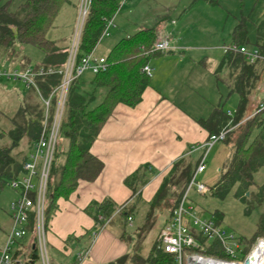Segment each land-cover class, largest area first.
<instances>
[{
  "label": "trees",
  "instance_id": "1",
  "mask_svg": "<svg viewBox=\"0 0 264 264\" xmlns=\"http://www.w3.org/2000/svg\"><path fill=\"white\" fill-rule=\"evenodd\" d=\"M67 2L68 0H23L17 10L11 11L10 0H0V59L22 60L23 63L19 67L24 70L29 65V60L19 55L18 49L20 45H32L42 50L45 55L43 63L33 69L43 67L46 70L49 68L55 70L51 74L36 76L34 82L38 91L33 85L28 86L29 92L18 100L14 109L0 107V117L9 124L6 130H1L0 137L4 135L10 140L9 145H0V192L23 171L25 153L33 146L42 130L45 106L41 97L48 98L61 81L62 75L58 71L64 67L68 50L61 51V48L48 37V31ZM117 8L118 0H91L81 29L76 63L80 61L82 55L95 48L107 20L113 17ZM260 27L264 29V21ZM157 36L156 27L151 26L120 39L106 56V69L95 74L89 72L92 75L89 78L91 92L81 88L79 79L83 74L69 85L46 183L43 209L45 226L57 207L58 198L68 197L76 189L79 179L93 181L101 172L103 162L91 153L90 147L117 104L134 107L140 102L143 90L149 82V77L142 71V67L150 58L160 53L152 50ZM231 41L235 45L248 43L246 22L243 18L234 26ZM255 46L264 51V35L258 36ZM257 63H248L240 53L233 51L224 53L218 68L227 67L230 70L231 91L239 96L237 109L229 116L222 106H219L214 108L210 117L201 121L202 126L209 130V134L227 130L222 142L232 148V153L221 168L218 181L210 189L216 196L225 195L238 183L243 189L244 197V193L254 183L255 172L264 165L263 112H256L258 103L251 113L248 111L253 103L251 97L259 74L264 69V62L259 65H256ZM99 95H101L99 102L93 104ZM56 101L57 97L53 95L48 108L49 120L53 116ZM22 141L25 143L24 149L20 148ZM197 164L198 161L191 157H183L174 162L149 202L144 221L137 229L138 239L134 252L117 259L116 263L175 264V255L165 252L162 248L159 233L171 219L172 211L184 195ZM139 171L140 168L125 179V183L132 186L133 194L136 195L147 182V178ZM29 196L34 199L31 193ZM252 199L257 204L264 203V186L258 188ZM95 207L96 215H101L100 220L95 217L96 223L100 225L110 217L114 205L105 200L95 204ZM165 209L167 215L164 221H161L158 216L161 217ZM132 212L133 208L122 209L126 219ZM35 218L36 213L33 209L28 213L26 225L27 232L33 235ZM215 222L220 224L218 219ZM188 228L198 243L194 251L207 256L225 258L226 255L218 241L202 237L193 225H189ZM258 238H264V210L258 218L256 231L249 242L244 244L238 239L242 248V258L249 254ZM145 243L146 251L143 253L142 247ZM38 259L35 244L30 248L24 262L34 264Z\"/></svg>",
  "mask_w": 264,
  "mask_h": 264
},
{
  "label": "crops",
  "instance_id": "2",
  "mask_svg": "<svg viewBox=\"0 0 264 264\" xmlns=\"http://www.w3.org/2000/svg\"><path fill=\"white\" fill-rule=\"evenodd\" d=\"M187 1L183 5L182 0H163V16L160 17L157 12L145 16L140 11L143 7L141 0H118L112 24L93 49L96 56L106 57L120 39L151 26L156 27L157 40L166 39L169 48L148 61L152 75L140 102L134 107L117 104L93 141L90 151L103 162L99 175L93 181L79 179L76 189L68 197L57 199V207L45 226V245L50 264H120L115 261L134 252L137 229L144 221L150 200L174 162L183 157L194 160L200 153L199 162L207 149L208 154L215 153L218 156L220 147L215 145L222 141L209 145V130L202 126L201 121L210 117L214 108L219 106L232 116L233 113L224 106V102L237 93L231 91L229 68H218L225 52L219 47L214 49L215 44L205 42L194 33L187 36L188 42L182 41L186 26L180 23V18H176V9L180 4L183 7L178 14L191 12V4L195 0ZM77 5L78 0H68L56 16V23L49 29L53 35V38H49L57 45L55 38L66 28L61 44L57 45L61 51L68 50ZM199 10L203 12L201 7ZM65 15L67 18L63 23L66 27L62 29L58 23ZM173 15L175 18H171ZM238 21H234L228 34L230 44L231 32ZM5 62L0 59V65L5 66ZM257 62L256 65L261 64V61ZM21 63L22 60L13 61L10 68L16 69ZM0 91L15 99L13 105L2 104V108L9 110L14 109L24 95L14 91L5 92L1 88ZM260 93L263 94L259 98ZM251 98L253 103L248 110L250 113L257 103L264 100V69L259 74ZM31 149L27 150L25 157ZM230 153L224 154L225 162ZM212 164L220 173L221 162L214 160ZM207 166L205 158L202 172ZM139 168L147 182L136 195L125 179ZM20 175L23 176V171L18 177ZM31 195L34 196V192ZM105 200L114 205L113 211L104 223L98 225L95 217L100 220L101 215H96L95 204ZM123 207L133 208L131 221L122 213ZM166 215L167 212L161 215V221ZM9 216L12 222L11 212ZM137 216H142L139 222H135L138 221ZM34 235L27 232L16 242L12 264H25L30 248L35 245ZM34 264H42L40 258Z\"/></svg>",
  "mask_w": 264,
  "mask_h": 264
},
{
  "label": "built area",
  "instance_id": "3",
  "mask_svg": "<svg viewBox=\"0 0 264 264\" xmlns=\"http://www.w3.org/2000/svg\"><path fill=\"white\" fill-rule=\"evenodd\" d=\"M91 0H78L77 5V21L74 35L71 38L70 47L68 50V60L64 64L61 73V81L52 91L48 98H42L45 106V113L42 121V130L38 139L34 142L32 149L27 153L23 162V176L21 180L15 179L10 182L14 188H18L19 196L12 201L10 212L12 218V228L7 235V240L3 249L0 250V264H12L13 249L16 242L21 239L26 233V225L28 221V213L35 210V244L38 249V255L42 264H50L46 252L45 245V224L43 217V209L45 204V191L48 179L50 165L53 159V152L57 143L59 125L63 113V107L67 91L71 82L81 76L85 71H90L95 74L103 71L107 67L105 56H96L94 51L82 55L78 63L75 62L77 47L81 34L82 25L85 16L90 7ZM112 24V18L107 20L101 36L107 33L109 26ZM169 48L166 39L157 40L152 48L153 51H165ZM224 52L233 51L243 55L248 63L257 61L264 62V51L258 47L247 48L244 45L229 44L224 46ZM142 71L150 77L152 68L146 64L142 67ZM55 70L40 67L34 70L31 66H27L24 70H17L10 67H0V79L2 77L12 79H23L26 81V86L33 85L38 91L34 78L39 75L51 74ZM56 95L57 101L51 120L48 119V108L50 99ZM257 111H262L264 114V100L258 103ZM227 130H221L218 133L209 135L208 144L222 141L225 138ZM205 169V158H201L194 170L193 176L186 188L184 195L172 211V216L169 221L162 227L159 236L161 239L162 248L165 252L175 255V264H237L243 262L237 257L241 253V244L237 237L228 233L220 224H217L213 219H205L193 210L192 206L185 205L187 192L195 186L197 192L205 194L210 191V188L203 183L196 181V176ZM34 192V199L29 194ZM132 217L128 216L127 220L131 221ZM193 225L200 232L202 237H207L210 240H216L226 255L225 258H216L203 255L194 251L198 247V243L190 233L188 226ZM190 250V251H188ZM192 250V251H191ZM258 254L261 259L260 264H264V238H258L254 243L251 251L247 256L250 260L254 255ZM246 256V257H247Z\"/></svg>",
  "mask_w": 264,
  "mask_h": 264
},
{
  "label": "rangeland",
  "instance_id": "4",
  "mask_svg": "<svg viewBox=\"0 0 264 264\" xmlns=\"http://www.w3.org/2000/svg\"><path fill=\"white\" fill-rule=\"evenodd\" d=\"M141 1L143 7L140 9V11L145 16L148 15L147 13L153 14L156 12L159 14L158 16H163V0ZM211 1L215 4H212ZM22 2L23 0H10L9 9L11 11L17 10ZM182 2L184 5L189 1L182 0ZM195 2L191 4V12L186 11L185 13L183 12L182 15L178 14L181 11V7H183L180 4L176 9V18H180V23L182 22L186 26V29L183 30V42H188L187 36L191 33H194L197 34L198 37H201L205 42H208L209 44H215L216 47H214V49L219 47L221 51L224 52L223 47L225 45L229 46L230 44L228 42L230 41V37L228 34L234 25V21L240 18H243L246 22L247 36L249 39L246 45L247 47L251 48L255 46L258 36L264 35V29L260 27L261 23L264 21V0H195ZM200 7L203 9L204 13L199 10ZM182 16L184 17L182 18ZM65 18H67L66 15L64 16L63 20H61L62 18H60L59 21L62 23H58L59 25L61 24L60 28L62 29L64 28V26L66 27L65 23H63ZM171 18H175L174 15ZM76 21L73 26L72 36L75 32ZM54 23L56 22L54 21ZM179 26H181V24H179ZM50 30L48 32V37L53 38ZM65 32L66 28L61 30L59 37L55 38L57 40V45L61 44ZM70 42L68 50L70 47ZM18 50L19 55H23L28 58L29 64L32 68L42 64L44 61V52L32 45H20ZM13 61L20 62L21 60H15V58L7 59V63L5 62L6 65L0 66L10 67ZM16 69L20 70L19 67H16ZM89 72L90 71H85L79 79L81 88L86 92H91V83L89 81V78L92 75ZM0 84L1 90L5 92L14 91V93L17 92L21 95L29 92L27 90L26 81H24L23 79H8L2 77L0 79ZM262 94L263 93L258 94V97H262ZM100 97L101 95L97 96V99L93 104L99 102ZM10 98L11 97H9V95L7 97L5 96L4 92L0 91V107H2V104L6 103L13 105L15 103V99H12L13 97L11 99ZM224 106L226 108H230L231 112L234 113L238 106L237 94L233 93L229 99H226L224 102ZM8 126V122L3 117H0V132L1 130H6ZM9 144L10 140L7 136L3 135V137H0V145ZM63 144L65 145L64 141ZM21 147L22 149H24V141L20 142V148ZM215 147H220L218 156L215 153L208 154L209 150L207 149L208 151L206 150L202 156V158H206V164L208 165L207 169L204 172L200 173L196 178L197 182L205 184L210 189L216 184L220 176L218 169H215V166L213 164L211 165V162L214 160L216 162H221V164L219 165L220 169L222 168V165L226 160V157L223 158L224 154H228L230 152L232 153L231 146L227 145L225 142H218ZM199 156L200 153L197 157L193 155V157H195L194 160L197 161L198 158H200ZM21 179L22 175L18 177V180ZM260 186H264V165L260 167L257 172H255L254 183L249 187L248 191L244 193V197L242 195L243 189L238 183L234 184L223 196L213 195L210 191L208 193L202 194L196 191L195 186H192V188L187 192L185 205L187 207L192 206L193 210L198 214V216L202 218L213 219L214 221H216L217 219L220 220V225L228 233L234 235L238 239H241L242 243L245 244L248 243L249 240L254 236L258 218L261 212L264 210V203L257 204V202L253 201L252 199L253 195L257 193ZM18 196V189H14L10 184H7L0 192V250L4 248L7 240V234L10 233L12 228V222L9 216L10 205L12 201L18 198ZM164 212H167V209H165ZM164 212L161 214L163 215ZM137 217L138 221L136 220L135 222H139L142 218V216ZM158 217L160 219V215ZM146 245L147 244L145 243L142 247L143 253H145L146 251ZM242 256L243 255L239 254L237 259L244 260Z\"/></svg>",
  "mask_w": 264,
  "mask_h": 264
},
{
  "label": "bare ground",
  "instance_id": "5",
  "mask_svg": "<svg viewBox=\"0 0 264 264\" xmlns=\"http://www.w3.org/2000/svg\"><path fill=\"white\" fill-rule=\"evenodd\" d=\"M260 263H261V259L258 254L254 255L249 262V264H260Z\"/></svg>",
  "mask_w": 264,
  "mask_h": 264
},
{
  "label": "water",
  "instance_id": "6",
  "mask_svg": "<svg viewBox=\"0 0 264 264\" xmlns=\"http://www.w3.org/2000/svg\"><path fill=\"white\" fill-rule=\"evenodd\" d=\"M249 262H250V257L247 256V257L244 258L243 262L237 263V264H249Z\"/></svg>",
  "mask_w": 264,
  "mask_h": 264
}]
</instances>
